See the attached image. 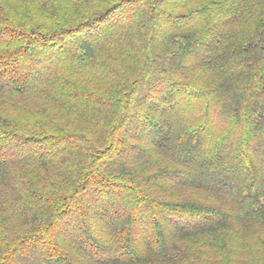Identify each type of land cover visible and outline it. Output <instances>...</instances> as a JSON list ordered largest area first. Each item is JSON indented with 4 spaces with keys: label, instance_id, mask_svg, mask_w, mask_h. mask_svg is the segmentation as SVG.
<instances>
[{
    "label": "trees",
    "instance_id": "1",
    "mask_svg": "<svg viewBox=\"0 0 264 264\" xmlns=\"http://www.w3.org/2000/svg\"><path fill=\"white\" fill-rule=\"evenodd\" d=\"M0 264H264V0H0Z\"/></svg>",
    "mask_w": 264,
    "mask_h": 264
}]
</instances>
